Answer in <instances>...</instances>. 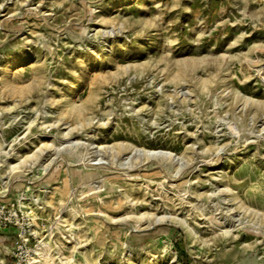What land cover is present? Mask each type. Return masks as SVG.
I'll use <instances>...</instances> for the list:
<instances>
[{
	"label": "rangeland",
	"instance_id": "rangeland-1",
	"mask_svg": "<svg viewBox=\"0 0 264 264\" xmlns=\"http://www.w3.org/2000/svg\"><path fill=\"white\" fill-rule=\"evenodd\" d=\"M27 179L40 264H264V0H0V191Z\"/></svg>",
	"mask_w": 264,
	"mask_h": 264
},
{
	"label": "built area",
	"instance_id": "built-area-1",
	"mask_svg": "<svg viewBox=\"0 0 264 264\" xmlns=\"http://www.w3.org/2000/svg\"><path fill=\"white\" fill-rule=\"evenodd\" d=\"M25 184V190L20 193H11L9 186L0 191V264H6L5 257L10 260L9 264H32L34 247L39 243L33 233L37 218L33 207L40 208V201L32 196V182L27 179ZM8 228L13 230L12 238L1 232ZM9 239H12L11 246L4 244Z\"/></svg>",
	"mask_w": 264,
	"mask_h": 264
},
{
	"label": "bare ground",
	"instance_id": "bare-ground-1",
	"mask_svg": "<svg viewBox=\"0 0 264 264\" xmlns=\"http://www.w3.org/2000/svg\"><path fill=\"white\" fill-rule=\"evenodd\" d=\"M139 151V149L135 148V152ZM157 154H161L162 156L168 155L169 160L173 159L172 154L170 152H163L160 150H146L144 151V155L146 156H157ZM33 233L35 234L36 238L38 239L39 243H37L34 247V254L32 255V264L42 263L41 261H46L50 259V247L46 243H42L41 234L38 229L34 228L33 226Z\"/></svg>",
	"mask_w": 264,
	"mask_h": 264
},
{
	"label": "crops",
	"instance_id": "crops-1",
	"mask_svg": "<svg viewBox=\"0 0 264 264\" xmlns=\"http://www.w3.org/2000/svg\"><path fill=\"white\" fill-rule=\"evenodd\" d=\"M3 230H4V229H3ZM3 230H2V231H3ZM9 235H10V234H9Z\"/></svg>",
	"mask_w": 264,
	"mask_h": 264
}]
</instances>
